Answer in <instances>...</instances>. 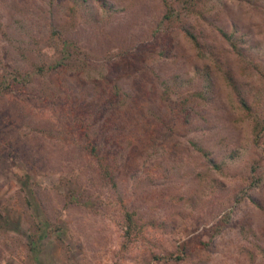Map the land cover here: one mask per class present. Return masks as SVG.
<instances>
[{
    "label": "rangeland",
    "instance_id": "rangeland-1",
    "mask_svg": "<svg viewBox=\"0 0 264 264\" xmlns=\"http://www.w3.org/2000/svg\"><path fill=\"white\" fill-rule=\"evenodd\" d=\"M0 264H264V0H0Z\"/></svg>",
    "mask_w": 264,
    "mask_h": 264
},
{
    "label": "trees",
    "instance_id": "trees-1",
    "mask_svg": "<svg viewBox=\"0 0 264 264\" xmlns=\"http://www.w3.org/2000/svg\"><path fill=\"white\" fill-rule=\"evenodd\" d=\"M98 1H100V3L102 4V5H104L105 6V4H106V0H98ZM183 29H185L186 30V32L190 35V37L191 38H193V40L196 42V43H198L199 41H198V39H197V36L195 35V33H193L192 31H190L189 29H188V26H186L185 24L183 25ZM222 30V32H223V35H225V36H227L228 38L230 37V34H228V33H226L225 31H223V29H221ZM61 36V35H60ZM60 40H61V43H62V46L58 49V54H59V58H63V57H65V56H68V55H70V52H69V47H73V48H78V47H76V44L72 41V40H68V39H61L60 38ZM232 42V41H231ZM199 44V43H198ZM233 44V46H235V44L234 43H232ZM56 64H62L61 63V61L60 62H56V63H42V64H36V67H35V69L33 70V72H40V73H42V72H44V71H46V70H48V69H51V68H53V67H55L56 66ZM31 76H32V74H31V72H21L20 70H18V69H15L14 70V73H13V79H16V81H18V82H28L30 79H31ZM12 78V77H11ZM243 99V98H242ZM245 102V101H244ZM244 104H246V103H244ZM87 146H88V148H89V150L93 153V154H96V145H95V143L93 142V141H91L90 139L88 140V142H87ZM209 160L210 161H212L213 162V164H215V161L211 158V157H209ZM108 169H107V167H105V172L107 173V175H110L109 173H108ZM111 177V176H110Z\"/></svg>",
    "mask_w": 264,
    "mask_h": 264
}]
</instances>
